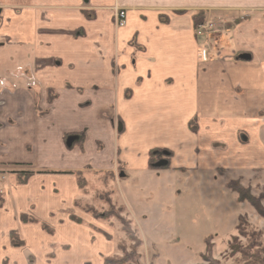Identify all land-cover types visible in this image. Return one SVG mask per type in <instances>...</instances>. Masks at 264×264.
Returning a JSON list of instances; mask_svg holds the SVG:
<instances>
[{
  "label": "crops",
  "instance_id": "1",
  "mask_svg": "<svg viewBox=\"0 0 264 264\" xmlns=\"http://www.w3.org/2000/svg\"><path fill=\"white\" fill-rule=\"evenodd\" d=\"M117 7L127 12L123 26ZM206 23L213 26L202 29ZM49 90L57 93L51 102ZM79 132L84 146L69 148L65 135ZM157 148L172 153L164 170L150 168ZM118 163L154 189L181 175L213 178L219 168L225 178L264 169V0H0V170L10 168L0 219L12 220L2 230L0 264L18 263V248L27 264L29 230L43 238L41 258L53 241L70 246L67 256L99 242L87 225L92 217L76 205V172H112ZM15 167L35 173L20 184ZM46 195L56 202L67 195L69 211L55 212ZM12 229L25 246L10 244ZM79 230L85 244L62 235ZM96 251L99 259L103 249ZM64 255L56 264L68 262Z\"/></svg>",
  "mask_w": 264,
  "mask_h": 264
},
{
  "label": "rangeland",
  "instance_id": "2",
  "mask_svg": "<svg viewBox=\"0 0 264 264\" xmlns=\"http://www.w3.org/2000/svg\"><path fill=\"white\" fill-rule=\"evenodd\" d=\"M114 19L116 22L115 15ZM62 156L60 154L59 161L63 160ZM46 157L48 156L44 153L37 155L38 160ZM162 169L164 170H152ZM9 170L10 168L0 170V195H3L4 202L6 191L3 184L8 185V182H3L4 173H10ZM19 170L31 169L20 167ZM197 175H181L175 182H162L160 189H154L156 182H151L149 177L145 178L141 174V182H136L140 180L139 175L132 174L121 163L112 172L85 171L86 182L81 187L82 197L76 200V205L83 210L84 215L92 217L87 225L95 228L94 239L99 242L92 244V247L72 249L73 255L67 256L70 246L53 241L50 242L51 249L41 258L39 254L43 248V238L30 234L29 230L26 235L30 247L33 246L32 250L37 255L28 251L27 264H56L58 256L63 253L68 261L65 264H106L105 258L113 259L111 264H216V261L220 264L238 263L241 254L232 255V244L247 246L249 236L246 233L249 235L251 231H259L264 242V216L250 201L240 199L239 193L228 187V182L239 181L264 207V169L246 172L236 178L223 177L227 176L224 168H219L213 178ZM219 175L222 176L218 177ZM170 178L169 175L168 179ZM62 196L56 202L46 195L43 202L51 204L50 207L55 212L63 214L69 211V207L68 196ZM41 198L42 196L39 199ZM41 207L40 214L45 213L46 207ZM28 215L35 218L34 222L40 223L44 231L56 234V228L31 214ZM70 218L77 222L75 218L80 217L72 215ZM80 219L82 224L86 223ZM11 221L6 217L0 219V240L3 228L7 225L10 227ZM14 230L24 239L19 229H12L9 232L11 245V232ZM86 233L79 230L72 234L63 232L62 235L68 239L77 238L79 242H75L78 246L86 243ZM38 243L40 249L36 247ZM98 247L103 249L98 253L99 259L95 258ZM12 255L19 264H26L23 262L26 256L22 249L18 248ZM18 263L8 257L2 260V264Z\"/></svg>",
  "mask_w": 264,
  "mask_h": 264
},
{
  "label": "trees",
  "instance_id": "3",
  "mask_svg": "<svg viewBox=\"0 0 264 264\" xmlns=\"http://www.w3.org/2000/svg\"><path fill=\"white\" fill-rule=\"evenodd\" d=\"M202 14H203L202 12H199V14L196 15L195 17L196 26H199L201 23H203L204 17ZM55 97H57V93L54 90H49L48 100L51 102L53 101ZM190 125L193 130H198V125L195 122V120H192ZM64 139H65L66 144H67V141L72 140L70 146L67 145L69 148L74 147L76 145H80L81 147H83L84 141H85V132L66 134ZM162 150L164 152H162ZM163 153L165 154V156H163ZM171 156H172V153L169 150L159 149V148L151 150L150 151V168L157 169V168L169 167V161H170ZM161 160H166L167 164L158 166L157 163ZM13 172L17 174L18 181L20 184L26 183L29 177L35 173V171H31V170H14ZM76 173L79 179L80 187H84L86 179L83 176V172L77 171ZM228 187L238 192L240 199L250 201L256 207V209L260 212V214L264 216V207L260 203L259 199L250 193L248 188H245L243 185L240 184L239 181H235V180H230L228 182ZM3 203H4V197L1 194L0 195V206H2ZM21 219L25 223L34 222L36 220L35 218L29 216L28 214H22ZM75 219L77 220L78 223H82V220L80 218H75ZM246 236H249V242L247 246L240 247L236 243L232 244L231 246L232 255L236 253L241 254V259L239 260L238 263H235V264H264V242L261 239V233L259 231H251V234L248 235L246 233ZM11 241H12V245L15 247H19L25 244L24 239L20 237V233L17 230H14L11 232ZM112 261L113 259L105 258L106 264H111L113 263ZM216 264H220V263L216 261Z\"/></svg>",
  "mask_w": 264,
  "mask_h": 264
},
{
  "label": "built area",
  "instance_id": "4",
  "mask_svg": "<svg viewBox=\"0 0 264 264\" xmlns=\"http://www.w3.org/2000/svg\"><path fill=\"white\" fill-rule=\"evenodd\" d=\"M115 16H116L117 25L123 26L126 23L127 12L125 9L117 7ZM212 26H213L212 23H206V24L201 25V28L207 29Z\"/></svg>",
  "mask_w": 264,
  "mask_h": 264
},
{
  "label": "water",
  "instance_id": "5",
  "mask_svg": "<svg viewBox=\"0 0 264 264\" xmlns=\"http://www.w3.org/2000/svg\"><path fill=\"white\" fill-rule=\"evenodd\" d=\"M121 128H122V127L120 126V127H119V130H121ZM71 141H72V140L67 141V145L70 146ZM165 164H167V161H166V160H161V161H159V162L157 163L158 166H162V165H165Z\"/></svg>",
  "mask_w": 264,
  "mask_h": 264
}]
</instances>
